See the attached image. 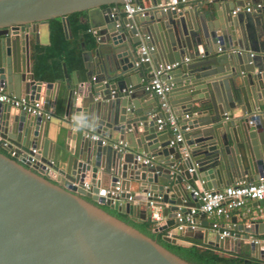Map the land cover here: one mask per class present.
<instances>
[{
    "label": "water",
    "instance_id": "1",
    "mask_svg": "<svg viewBox=\"0 0 264 264\" xmlns=\"http://www.w3.org/2000/svg\"><path fill=\"white\" fill-rule=\"evenodd\" d=\"M128 2L140 0H0V86L16 97L29 95L47 107L48 90L55 88L53 103L58 99V85L35 79L30 63L37 24L61 17L70 38L67 15L85 10L97 44L94 55L82 53L86 80L78 77L66 95L65 117L73 119L75 130L61 125L52 143L42 117L0 102V264H218L163 246L103 206L142 222L153 200L166 217L155 228L161 232L175 224L178 212L201 204L188 181L217 189L220 183L264 174V113H253L264 105V4L202 0L182 11L155 7L118 23L113 11ZM235 7L241 10L232 15ZM141 46L148 48L155 68L162 60L180 64L165 76L183 137L174 145L172 129L159 124L149 103L140 101L142 81L152 76L143 71L150 61L135 65ZM200 47L205 56L218 48L229 52L195 60ZM63 70L66 75L65 64ZM79 128L99 138L80 137L63 148L60 139L69 133L75 140ZM114 132L128 141L125 149L113 147ZM117 182L120 192L112 196ZM254 223L248 218L238 225L243 238L254 233ZM184 235L223 248L219 234L209 240L207 229ZM241 240L231 232L225 249L239 253ZM250 254L264 259V240L250 242Z\"/></svg>",
    "mask_w": 264,
    "mask_h": 264
},
{
    "label": "crops",
    "instance_id": "2",
    "mask_svg": "<svg viewBox=\"0 0 264 264\" xmlns=\"http://www.w3.org/2000/svg\"><path fill=\"white\" fill-rule=\"evenodd\" d=\"M201 1L202 0H186V2L179 5L177 10L182 11V10L190 9L193 5H195ZM259 2L264 4L263 0H259ZM140 3L145 4L148 7V10L155 8L154 0H140ZM247 6H250V5L247 4ZM236 8L237 7H235L234 9L231 10L232 15L238 14V11L236 14H234L232 12ZM239 8H240L239 10H241V7H239ZM202 10H204V8H202ZM113 12L116 13V15H118V17H119L118 23H120L121 18L125 17V13L123 12L122 6L119 7V10L114 9ZM226 14H228V13H226ZM83 21L87 24V30L91 31V33L93 34V31L89 25L88 20H87V13L85 14V16H83ZM36 32H37V38L35 37V35L33 33L31 36L30 42H29L30 43L29 44L30 45V56H29L30 63H32L31 48H32L33 44H41L43 46H47L50 43L49 22H41V23L37 24ZM95 41H96V39H95ZM96 45L97 44L95 42V44L92 47H88L85 49L91 51L92 55H94V49H95ZM236 49H237V47H233V51ZM198 50L201 53V56L195 58V60H199V59L210 57V56L220 55L224 51H226V50H221L218 48L216 51H212L207 56H205L202 53L203 51H202L201 47ZM226 52H229V51H226ZM230 52H232V51H230ZM253 53H256V51L253 50ZM261 54L264 55V52ZM191 61L192 60H189V62H191ZM63 64H62V66H63ZM161 64L164 65V64H172V63H169L168 61L162 60ZM179 66H180V64L177 63V65L175 67H173L171 70L167 71V73L163 75V78H165L168 81L169 78H167L165 76L168 74V72H170V71L172 72V70L178 68ZM31 70H32V68H31ZM155 70H156V68L150 59L149 66L145 67L143 71H144V73L152 74V76H153ZM77 71H78V73H77ZM44 73L41 72V74H39L38 76L35 75V79L41 80V81H46V82H54L58 85L57 102L53 103V100H54L53 95L55 93V88L52 89L51 92L48 90L49 93H48V95H46V97L49 99V102H48L47 107H44L45 109L51 108V110H52L51 117L48 120H45V119L43 120L44 121L43 129H44V127H46L45 136L49 139L50 142L53 143L56 139L55 133L61 125H63V124L67 125L68 128L71 130H75V128H76V126L71 121H68L65 117V112H64L65 111V100H66V95H67L68 89L74 87V81H76L78 77H80L82 81L86 80V69L84 68V66L82 69H79V70L77 68H73L72 70L67 71L66 75L64 73V75L61 79H50L49 76H47L48 74L46 75ZM151 77L148 79V82L142 81V84L144 85V87L141 89V91H142V93H145V94L142 95L140 101H142L144 103H149L150 109L153 112L152 115H157L159 118H161V117H165V114L170 113V115H172L176 118L177 123H178V117L173 113V111H172L173 107L170 104H169V111L168 112L163 111L160 108L159 99L151 91L149 94H146L145 88L147 89V86L149 84ZM132 78H133L132 81H136L134 76ZM25 97L28 100H30L29 95H25ZM181 100H182V98H178L177 102H180ZM168 103H169V101H168ZM253 113L254 114L264 113V105H261L260 108L256 109V111H253ZM78 131H79V134H78V136H76L75 140L70 139L69 138L70 135L68 133L66 136H64L63 138L60 139V145L63 148L65 145L67 147H70V143L75 145L79 141L80 137L86 138L87 137L86 133L96 134L95 132L88 131L84 128H79ZM106 140L109 141L110 139H108L106 137ZM111 140H112L111 142H117V140H119L118 134L116 132L113 133V138ZM127 144H128V141H127ZM41 146H42V140L37 143V148L40 149ZM49 148H50V143H49ZM182 150L183 151L187 150V147L185 144H183ZM256 176H253L252 178L250 177V180L235 179L234 181H228L227 183L226 182L220 183V186L217 189H221V188H223L227 185H230V184H236V183H240V182H247V181L255 180L257 178ZM187 184H189L193 188H205L203 183L199 180L188 181ZM133 195H135L138 199H144L145 198V194L141 191H134ZM140 202H143V201L140 200ZM141 204H143V203H141ZM161 212H162V209H161ZM147 215H149L148 211H147ZM248 218H251V219L254 218L255 226L252 225V227H253L252 230L254 229V233L250 234L249 237L245 239L243 237L245 236L246 233L244 231L240 230L238 228L239 227L238 225L244 223L245 219H248ZM232 219H235V222H233ZM163 220L165 221L166 217L163 216ZM197 222H198V228L203 229V230H206V229L208 230V239L209 240H214L217 233L220 236V233L223 229H230L231 232L239 233L242 236V240H241V244H240L241 251H243L244 249L250 251V242H251L252 238H258L261 240L264 239V199L260 200V201H254V200L246 201L244 206L232 209L230 212V218H228V219L224 218L223 216H218L215 214L209 215V214L200 213L197 215ZM209 223H211V225ZM214 224H216V226H214ZM170 228H174V225ZM234 228H236V229H234ZM184 232L176 231L175 235L180 234V233H182L184 235ZM184 236H186V235H184ZM186 237H188V236H186ZM188 238H191V237H188ZM220 238L223 239V249H225V247L228 248L229 247V244H228L229 237L223 238L220 236ZM201 242L203 243V241H201ZM217 247H219V246H217Z\"/></svg>",
    "mask_w": 264,
    "mask_h": 264
},
{
    "label": "built area",
    "instance_id": "3",
    "mask_svg": "<svg viewBox=\"0 0 264 264\" xmlns=\"http://www.w3.org/2000/svg\"><path fill=\"white\" fill-rule=\"evenodd\" d=\"M186 2V0H161L155 7L166 9H178L179 5ZM123 12L126 17H132L135 14H143L148 10V7L143 3H133L128 2L122 5ZM240 8L237 7L232 12L235 14ZM246 11H250L251 7L246 6ZM220 49V48H219ZM235 51H238L236 49ZM252 55V53H251ZM150 61V56L148 55V48L146 46H141V55L139 59L135 62V65H139L143 62ZM177 63L172 64H161L156 68L153 76L151 77L147 88L159 99L160 108L163 111H169L168 103V93L171 90V84L163 78V75L167 71L175 67ZM169 78V77H167ZM0 102L7 103L14 107H17L26 113L32 116L42 117L44 120H48L51 117L52 110L51 108H44L43 103L39 100H28L25 96L16 97L12 93L5 91L0 86ZM187 116V115H185ZM71 121L73 119H70ZM159 124L166 123L172 131L175 133L174 138L170 140V145H174L176 142L183 139L182 134L179 130V125L174 116L168 114L167 117H161L157 119ZM86 136L91 140H97L99 136L94 133H86ZM105 140H102V143H105ZM6 145V142L2 143ZM113 147L121 150L127 147V142L123 140H118L113 143ZM33 154L38 153L39 149L37 147L31 149ZM10 156L15 155V151L9 153ZM35 157L32 156L30 161H34ZM147 160L145 159L144 162ZM84 187L88 189L90 185L84 183ZM187 188L192 192V195L197 199L201 200V204L198 206L190 207L189 211L186 213L178 212L176 215V221L174 228H168L167 232L164 234L169 237H175V232H184L186 230H195L198 228L197 215L200 213L204 214H215L218 216H223L224 218H230V212L234 208H239L245 205L246 201L254 200L260 201L264 199V174L260 175L257 179L248 182H240L236 184L227 185L221 189H205V188H193L189 184ZM120 192V184L117 182L115 186V191H111L112 196H117ZM130 199V197H129ZM149 219L155 223V227L160 225V222L163 221V215L161 212V206H157L156 202L153 200L148 201ZM216 226V224H214ZM220 236L230 237V229H223L220 233ZM264 240V239H262ZM258 238H252L251 243H258L262 241Z\"/></svg>",
    "mask_w": 264,
    "mask_h": 264
},
{
    "label": "trees",
    "instance_id": "4",
    "mask_svg": "<svg viewBox=\"0 0 264 264\" xmlns=\"http://www.w3.org/2000/svg\"><path fill=\"white\" fill-rule=\"evenodd\" d=\"M85 10L75 11L67 15L70 25L71 37L67 38L64 33L61 17L48 20L50 29V43L47 46L33 44L31 48V60L33 71L36 76L45 72L50 79H61L64 75L62 64L66 70L83 68L82 53L85 48L95 44V36L87 30V24L83 21ZM110 213L120 219L129 222L143 233L154 238L163 246H170L193 252L218 264H264V259L254 257L249 250L239 253L226 250L215 245L202 243L200 240L188 238L182 233L175 235L176 242L163 240V235L168 229L161 232L155 231V223L149 218L142 222L129 219L128 215L114 209L103 206Z\"/></svg>",
    "mask_w": 264,
    "mask_h": 264
}]
</instances>
